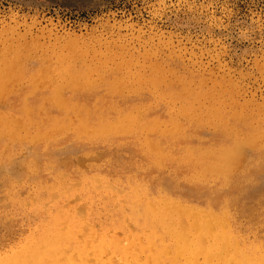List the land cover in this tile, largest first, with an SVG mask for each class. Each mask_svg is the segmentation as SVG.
Instances as JSON below:
<instances>
[{
	"label": "rangeland",
	"instance_id": "rangeland-1",
	"mask_svg": "<svg viewBox=\"0 0 264 264\" xmlns=\"http://www.w3.org/2000/svg\"><path fill=\"white\" fill-rule=\"evenodd\" d=\"M0 152V264H264V0H0Z\"/></svg>",
	"mask_w": 264,
	"mask_h": 264
},
{
	"label": "bare ground",
	"instance_id": "bare-ground-1",
	"mask_svg": "<svg viewBox=\"0 0 264 264\" xmlns=\"http://www.w3.org/2000/svg\"><path fill=\"white\" fill-rule=\"evenodd\" d=\"M151 75V74H150ZM198 103V102H197ZM238 109V108H237ZM173 111V110H172ZM174 113V112H173ZM227 113V112H226ZM156 114V113H155ZM172 114V113H171ZM165 118V117H164ZM209 122H211V121H209ZM75 124V123H74ZM171 125V124H170ZM255 125V124H254ZM95 126V125H94ZM2 127V126H1ZM89 127H91V126H89ZM187 132V131H186ZM32 133V132H31ZM68 136V135H67ZM85 137V136H84ZM166 138V137H165ZM131 139V138H130ZM40 140V139H39ZM125 140V139H124ZM24 141V140H23ZM158 141V140H157ZM61 142H62V140H61ZM167 142H168V140H167ZM204 143V142H203ZM19 144V143H18ZM150 144V143H149ZM27 145V144H26ZM30 145V144H29ZM35 145H37V144H35ZM63 145H64V143H63ZM204 145V144H203ZM228 145V144H227ZM261 145V144H260ZM54 146V145H53ZM219 146V145H218ZM223 147H224V145H222ZM222 147V148H223ZM230 147V146H229ZM146 148V147H145ZM168 148H170V147H168ZM231 148V147H230ZM259 148V147H258ZM27 149V148H26ZM49 150V149H48ZM165 150V149H164ZM255 150V149H254ZM28 151V150H27ZM176 151V150H175ZM170 152V151H169ZM173 152V151H172ZM1 153V152H0ZM5 153H6V151H5ZM30 153V152H29ZM162 153V152H161ZM177 153V152H176ZM174 154V153H173ZM8 155V154H7ZM152 156V155H151ZM167 156V155H166ZM170 156V155H169ZM253 156V155H252ZM251 156V157H252ZM3 157V156H2ZM19 157V156H18ZM69 157V156H68ZM72 158V157H71ZM244 158V157H243ZM50 159V158H49ZM35 161V160H34ZM42 161H44V160H42ZM152 161V160H151ZM243 161H245V160H243ZM6 162V161H5ZM4 162V163H5ZM37 161H35V163H36ZM169 162V161H168ZM39 163V162H38ZM46 163V162H45ZM170 163V162H169ZM60 164V163H59ZM14 165V164H13ZM38 165V164H37ZM142 165V164H141ZM242 165V164H241ZM263 167V166H262ZM239 168V167H238ZM116 169V168H115ZM153 169V168H152ZM199 169V168H198ZM197 169V170H198ZM98 172V171H97ZM94 173V172H93ZM138 173V172H137ZM139 174H141V173H139ZM98 175V174H97ZM136 175V174H135ZM215 175V174H214ZM22 176V175H21ZM145 175H143V177H144ZM24 177V176H23ZM39 177V176H38ZM110 178V177H109ZM216 178V177H215ZM34 180V179H33ZM117 180H118V178H117ZM149 180V179H148ZM19 181V180H18ZM163 181V180H162ZM161 181V182H162ZM141 182H142V180H141ZM230 182H233V181H230ZM117 187H118V185H117ZM124 187V186H123ZM231 188V187H230ZM229 189V188H228ZM239 189V188H238ZM230 191H231V189H230ZM154 194V193H153ZM256 209V208H255ZM257 210V209H256ZM30 222V221H29ZM256 222V221H255ZM246 227H244V229H245ZM258 228V227H257ZM257 228H255V229H257ZM263 229H264V227H263ZM259 230V229H258ZM260 230H261V228H260ZM24 232V231H23ZM22 232V233H23ZM21 233V232H20ZM15 234V233H14ZM19 235V234H18ZM20 236V235H19ZM261 236V235H260ZM263 237H264V233H263ZM262 238V237H261ZM115 239H117V240H119V244L120 245H125L126 244V242L127 241H124V240H121V239H118V237H115ZM8 244V243H7ZM12 244V243H11ZM16 244V243H15ZM6 245V244H5ZM14 247V246H13ZM5 249V248H4ZM1 251V250H0ZM11 251V250H10ZM19 251V250H18ZM106 251H107V249H104V253H106ZM3 253V252H2ZM7 253V252H6ZM16 253H17V251H16ZM19 253V252H18ZM205 259V258H204ZM104 260V259H103ZM103 260H101V261H99V260H97V259H93V260H88L87 262H86V264H103ZM112 263L113 264H120V261L119 260H116L115 258H112ZM215 261V260H214ZM194 263H196V262H194ZM201 263V262H200Z\"/></svg>",
	"mask_w": 264,
	"mask_h": 264
}]
</instances>
